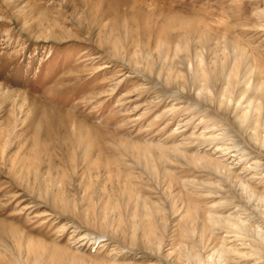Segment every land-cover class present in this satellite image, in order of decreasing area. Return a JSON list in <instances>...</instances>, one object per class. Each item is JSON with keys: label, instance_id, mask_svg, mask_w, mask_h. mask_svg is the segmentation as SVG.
I'll list each match as a JSON object with an SVG mask.
<instances>
[{"label": "rangeland", "instance_id": "374dc122", "mask_svg": "<svg viewBox=\"0 0 264 264\" xmlns=\"http://www.w3.org/2000/svg\"><path fill=\"white\" fill-rule=\"evenodd\" d=\"M0 264H264V0H0Z\"/></svg>", "mask_w": 264, "mask_h": 264}, {"label": "bare ground", "instance_id": "6f19581e", "mask_svg": "<svg viewBox=\"0 0 264 264\" xmlns=\"http://www.w3.org/2000/svg\"><path fill=\"white\" fill-rule=\"evenodd\" d=\"M262 94V93H261Z\"/></svg>", "mask_w": 264, "mask_h": 264}]
</instances>
